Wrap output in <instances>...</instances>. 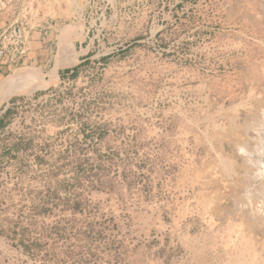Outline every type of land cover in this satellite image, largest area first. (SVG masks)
Wrapping results in <instances>:
<instances>
[{
	"label": "rangeland",
	"instance_id": "obj_1",
	"mask_svg": "<svg viewBox=\"0 0 264 264\" xmlns=\"http://www.w3.org/2000/svg\"><path fill=\"white\" fill-rule=\"evenodd\" d=\"M112 1L2 91L0 264H264V0Z\"/></svg>",
	"mask_w": 264,
	"mask_h": 264
},
{
	"label": "built area",
	"instance_id": "obj_2",
	"mask_svg": "<svg viewBox=\"0 0 264 264\" xmlns=\"http://www.w3.org/2000/svg\"><path fill=\"white\" fill-rule=\"evenodd\" d=\"M50 6L51 0H0V13L10 18L0 27V60L14 62L16 67L23 64L34 31L41 23H45L40 18ZM109 7H113L112 0H84L82 6L75 7L77 10L74 15L78 19L85 17L88 12L87 17L94 22L89 23L86 32L89 34L90 27L106 20Z\"/></svg>",
	"mask_w": 264,
	"mask_h": 264
},
{
	"label": "crops",
	"instance_id": "obj_3",
	"mask_svg": "<svg viewBox=\"0 0 264 264\" xmlns=\"http://www.w3.org/2000/svg\"><path fill=\"white\" fill-rule=\"evenodd\" d=\"M78 1L83 2L84 0ZM71 2L72 0H51V6L47 10H44L45 14L42 16V18H40V20H43L42 22L45 23H41L40 26H38L34 31L33 39L31 40L29 45V50L22 63H29V65L40 66H47L51 63L52 56L49 55V51H51L54 43L51 39L54 32L57 30V27L64 23L63 21L66 19L65 16L71 14ZM9 19V17L0 13V27H2L5 24L6 20ZM93 38L94 36H89V34L86 33V39L84 41H79V46L81 48H83L85 45V47L90 46L91 43L95 42V39ZM87 43L89 45H87ZM72 45L73 44L71 42L67 41V36L65 35L62 48L64 49L66 47L68 50H73ZM15 68L16 64L14 62H10L8 60H0V93H2L3 89H7L13 84L20 82L19 80H25L27 83H33L31 82L32 80L35 79L36 81H38L42 79V77H45L44 73H42L35 67H27L19 72L12 73ZM54 73L55 72L53 70V74ZM14 94L16 93H13L12 95ZM12 95H10L9 98ZM8 99H6L5 101H7Z\"/></svg>",
	"mask_w": 264,
	"mask_h": 264
},
{
	"label": "bare ground",
	"instance_id": "obj_4",
	"mask_svg": "<svg viewBox=\"0 0 264 264\" xmlns=\"http://www.w3.org/2000/svg\"><path fill=\"white\" fill-rule=\"evenodd\" d=\"M12 93H13V91H7V92L0 93V104L3 101H5L6 99H8L9 96L12 95ZM261 124H262L261 131H258V135H259V138H257L258 145L255 146V148H254L255 149V153L253 155L254 156H258L257 152H259V155L261 154L260 155L261 156L260 162L256 163V168H257L258 180L262 181L263 190H264V133H263V130H264V127H263L264 126V111H263V115H262V118H261ZM263 196H264V194H263ZM262 205H263V203H262ZM258 208L260 210L261 206H259Z\"/></svg>",
	"mask_w": 264,
	"mask_h": 264
},
{
	"label": "flooded vegetation",
	"instance_id": "obj_5",
	"mask_svg": "<svg viewBox=\"0 0 264 264\" xmlns=\"http://www.w3.org/2000/svg\"><path fill=\"white\" fill-rule=\"evenodd\" d=\"M261 131V130H260Z\"/></svg>",
	"mask_w": 264,
	"mask_h": 264
}]
</instances>
